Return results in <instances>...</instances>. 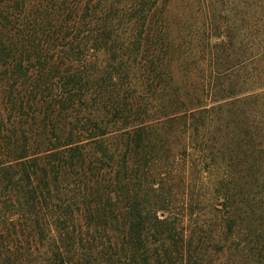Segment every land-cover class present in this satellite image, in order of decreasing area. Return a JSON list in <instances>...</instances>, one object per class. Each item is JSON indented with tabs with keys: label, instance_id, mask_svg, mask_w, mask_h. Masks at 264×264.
I'll return each mask as SVG.
<instances>
[{
	"label": "trees",
	"instance_id": "trees-1",
	"mask_svg": "<svg viewBox=\"0 0 264 264\" xmlns=\"http://www.w3.org/2000/svg\"><path fill=\"white\" fill-rule=\"evenodd\" d=\"M0 264H264V0H0Z\"/></svg>",
	"mask_w": 264,
	"mask_h": 264
}]
</instances>
